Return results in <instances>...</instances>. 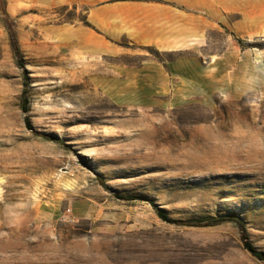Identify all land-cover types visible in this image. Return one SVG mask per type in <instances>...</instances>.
<instances>
[{"label": "rangeland", "instance_id": "374dc122", "mask_svg": "<svg viewBox=\"0 0 264 264\" xmlns=\"http://www.w3.org/2000/svg\"><path fill=\"white\" fill-rule=\"evenodd\" d=\"M233 216L264 252V0H0V264H264Z\"/></svg>", "mask_w": 264, "mask_h": 264}, {"label": "trees", "instance_id": "16d2710c", "mask_svg": "<svg viewBox=\"0 0 264 264\" xmlns=\"http://www.w3.org/2000/svg\"><path fill=\"white\" fill-rule=\"evenodd\" d=\"M10 37H11V47L13 52L17 55L19 52V48H18V43L14 37V32L10 31ZM19 65H21L20 60H18ZM22 110L26 111L27 110V105H23L22 106ZM26 127L27 129L31 130V126L28 122H26ZM43 137H46L44 135H42ZM154 208V211L157 215L158 218H160L162 221L169 223V224H185V225H191L188 224V222H178L175 221L173 219H171L169 216L166 215V213L159 209L156 204L152 203L151 204ZM220 221H230L232 223H234L237 228L239 229L240 233H241V240L243 242V246L245 248L246 251H248L254 258H256L259 261H264V252L258 251L250 242L249 237L246 233V229H245V225L244 222L238 218V217H229V218H223V219H219L217 220V222H210V224H206L207 226L209 225H214V223H220ZM213 223V224H212Z\"/></svg>", "mask_w": 264, "mask_h": 264}, {"label": "crops", "instance_id": "0c3cea01", "mask_svg": "<svg viewBox=\"0 0 264 264\" xmlns=\"http://www.w3.org/2000/svg\"><path fill=\"white\" fill-rule=\"evenodd\" d=\"M133 9L141 8V7H132ZM156 6H152L151 9L155 10ZM158 8V7H157ZM156 8V9H157ZM133 27H132V33L130 34V37H132L133 43L138 45H149V44H157L158 41L157 38L159 35L158 31V20H147V19H141L140 15H137L136 17L132 18ZM151 25V27H149ZM145 26V30L147 33L143 32ZM121 35L120 32L116 33V37H119ZM150 35V36H149ZM151 37V38H150ZM116 90L120 91H127V87L125 85H119V88Z\"/></svg>", "mask_w": 264, "mask_h": 264}]
</instances>
